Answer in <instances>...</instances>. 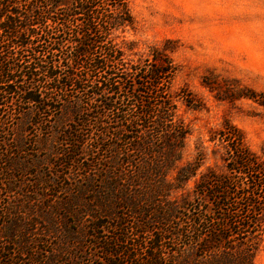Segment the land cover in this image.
I'll return each mask as SVG.
<instances>
[{
	"label": "rangeland",
	"instance_id": "1",
	"mask_svg": "<svg viewBox=\"0 0 264 264\" xmlns=\"http://www.w3.org/2000/svg\"><path fill=\"white\" fill-rule=\"evenodd\" d=\"M126 6L131 25L96 35L97 40L113 43L123 58L118 60L113 52L98 47L95 56L83 58L85 68L76 66V71L82 79H92V58L108 55L105 61L128 80L125 84L124 79L115 78L120 83L115 106L128 109L132 102L126 98L127 89L135 69L143 75L150 63L156 65L154 59L165 57L176 69L169 83H164L175 106L172 119L165 123L181 131L177 166H196L195 174L181 188L163 191L168 194L154 198V204H144L143 210L138 207L134 213L123 208L106 200L109 183L116 179L108 169L111 163L100 160L104 151L94 148L104 143L94 139V121L83 124L69 103L59 111V102L52 101L51 107H58L56 113L52 108L39 113L37 107L23 103L20 94L4 93L9 89L0 84V245L64 248L67 256L61 254L57 259L69 262L130 264L141 262L144 247L162 235L165 251L175 249L182 256L193 257L195 247L173 233L181 225L180 231L186 234L191 212L184 204L194 197L199 177L210 169L226 170V141L219 136L224 124L240 130L246 146L264 163V0H126ZM51 17L59 21V9ZM102 25H95L96 29ZM73 35L71 24L64 33L59 32V25L51 26L36 42V49H58L48 59L52 56L59 61L74 53L69 42ZM29 53L21 52L15 62L28 59ZM60 71L65 73L66 67ZM84 85L89 83L81 87ZM77 90L68 87L70 95L82 93L81 88ZM147 102L157 107L159 99L152 95ZM108 115L101 126L123 125L130 130L140 124V129L152 130V141L160 144L165 130L157 125L155 116L140 120L132 116L131 122L121 123ZM75 128H88V134L86 130L77 133L87 140L82 149L72 139L64 144L66 133ZM105 135L113 138L110 141H120L110 130ZM120 155L116 154L123 158ZM176 169L167 174L170 181ZM171 201L175 208L169 212V221L166 216L157 221L155 213H164ZM101 216L111 225L93 230L97 223L93 221ZM106 240L112 241L108 251L122 248L131 259L112 260L94 248L93 243L101 245ZM252 264H264V233Z\"/></svg>",
	"mask_w": 264,
	"mask_h": 264
},
{
	"label": "trees",
	"instance_id": "2",
	"mask_svg": "<svg viewBox=\"0 0 264 264\" xmlns=\"http://www.w3.org/2000/svg\"><path fill=\"white\" fill-rule=\"evenodd\" d=\"M58 9L59 21L51 17ZM69 24L74 26L73 39L69 41L75 47L74 53L58 61L52 56L48 59L58 49L52 48L45 52L36 49V42L51 26L59 25V32L64 33ZM98 24L104 25L96 29L95 25ZM131 24L126 0H0V84H5L9 89L4 93L20 94L22 102L37 107L39 113L50 108L56 113L58 107H51L52 101L59 102V111L65 103H69L74 115L83 124L93 120L94 139L104 141L94 148L104 151L100 160L111 163L108 169L116 179L115 183H109L106 200L111 199L136 213L138 207L143 210L144 204H154V198L168 194L163 191L181 188L195 174L197 167L177 166L182 148L179 144L181 137L178 135L181 131L165 123L175 113L172 97L165 87L176 69L165 57L154 59L156 65L150 63L143 75H138L140 70L135 69V77L127 89L126 98L132 102L128 109L115 106L116 95L120 91L117 80L124 79L125 84L128 80L126 75L119 77L115 67L105 61L108 55L103 59L92 58V79L84 80L76 71V66L85 68L83 64L87 63H83V58L95 56L98 47L113 52L114 58L121 60V51L113 43L97 40L96 35L123 29ZM21 52L30 53L28 59H19L18 64L15 60ZM61 67H66L65 73L60 71ZM85 82L89 85L81 87ZM68 87L74 90L81 88L82 93L70 95ZM57 94L59 99H56ZM152 95L159 99L157 107L147 102ZM249 95L254 96L253 92ZM108 114L116 116V120L121 123L155 116L157 125L165 130L160 144H155L150 131L140 129V124L130 130L123 125L101 126L104 124L103 118ZM88 128L68 131L65 146L72 139L77 149L84 148L87 140L77 133L86 130L88 134ZM109 130L120 139L119 142L110 141L113 140L110 135L106 137L105 132L109 133ZM128 134L134 135L125 137ZM219 136L226 141V170L216 172L210 169L199 177L195 182L194 197L184 204V208L191 212L184 227L186 234L180 231L181 225L173 233L176 237L183 236L185 244L195 247L194 256H182L175 249L165 251L161 243L162 235H159L154 242L144 247V259L130 264L253 263L264 233V163L249 150L242 133L236 127L225 123ZM118 153L123 158L117 157ZM175 168L173 181H170L167 174ZM171 202L164 206V213H155L157 221L163 220L164 216L169 221V212L175 208ZM138 213L142 214V211ZM95 221L97 223L93 230L111 225L105 223L102 216ZM121 224L123 226L124 223ZM116 240L119 241L118 237ZM111 242L106 240L101 245L93 243V246L111 259L121 261L122 256L131 259L122 248L108 251ZM61 254L67 256L68 251L64 248L58 251L20 243L0 245V264H99L93 260H58ZM102 264L117 263L107 261Z\"/></svg>",
	"mask_w": 264,
	"mask_h": 264
}]
</instances>
